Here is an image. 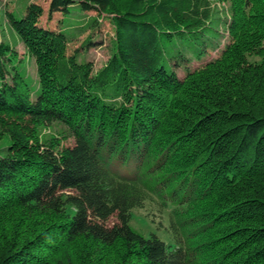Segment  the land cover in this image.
<instances>
[{
	"label": "trees",
	"instance_id": "obj_1",
	"mask_svg": "<svg viewBox=\"0 0 264 264\" xmlns=\"http://www.w3.org/2000/svg\"><path fill=\"white\" fill-rule=\"evenodd\" d=\"M220 1L217 22L211 0H54L95 12L94 35L111 26L99 70L38 4L11 15L39 81L0 43V264H264V0ZM53 121L72 145H42ZM155 195L200 243L130 226Z\"/></svg>",
	"mask_w": 264,
	"mask_h": 264
},
{
	"label": "rangeland",
	"instance_id": "obj_2",
	"mask_svg": "<svg viewBox=\"0 0 264 264\" xmlns=\"http://www.w3.org/2000/svg\"><path fill=\"white\" fill-rule=\"evenodd\" d=\"M215 5V16L220 21H225L229 18L230 3L222 2L220 0H211ZM36 3L42 7L44 13L40 18L39 24L44 28H50L52 30L59 31L60 29L69 31L71 34V43L69 45L68 54L77 53L79 60H87L94 64L99 70L102 68L109 58L111 57L110 39L112 29L109 23H103L104 27L100 34L93 32V27L88 25L91 20L96 19L97 15L91 11L89 13L79 11L72 7L70 15H64L61 13V7L59 4L54 3V0H1L0 3V43L9 46L17 55V58L22 63V71L25 77L33 86L38 85V67L34 56L29 52L27 46L22 41L21 37L14 28L11 20V15L15 19H20L28 5ZM218 27L221 25L218 23ZM222 30L221 27H219ZM97 35V36H96ZM99 38L103 40L102 44L97 47H92L85 51L82 47V43L89 37ZM223 40V39H222ZM217 51L212 52L209 59H211ZM208 59V60H209ZM201 62L193 60L194 67L199 66ZM40 141L44 147L55 148L56 151L62 150L68 145L73 144V137L70 134L68 126L59 122H48L47 125L40 127L39 129ZM8 142L7 135H5L2 127L0 126V147L6 145ZM184 209V208H183ZM177 208L171 203L166 202L162 197L155 195L148 200L144 207L141 209H135L133 211V217L130 222V226L141 233L145 237H149L151 234L159 236L167 245L174 246L175 241L172 237V228L170 227L173 222L179 224V231L184 235L191 244L200 243L202 238H195L194 231L196 227L200 226L190 225V217L192 213L189 210L182 211L184 214L177 215ZM185 220H188L187 223ZM116 223L113 218L110 221V225Z\"/></svg>",
	"mask_w": 264,
	"mask_h": 264
}]
</instances>
